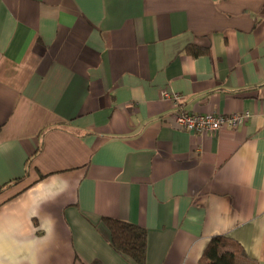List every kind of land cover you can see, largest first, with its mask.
<instances>
[{"label": "crops", "instance_id": "obj_1", "mask_svg": "<svg viewBox=\"0 0 264 264\" xmlns=\"http://www.w3.org/2000/svg\"><path fill=\"white\" fill-rule=\"evenodd\" d=\"M164 93L250 117L190 133ZM104 218L146 264H264V0H0V264H134Z\"/></svg>", "mask_w": 264, "mask_h": 264}, {"label": "trees", "instance_id": "obj_2", "mask_svg": "<svg viewBox=\"0 0 264 264\" xmlns=\"http://www.w3.org/2000/svg\"><path fill=\"white\" fill-rule=\"evenodd\" d=\"M188 51L194 56L207 52L195 47L189 48ZM103 222L110 232V244L114 251L129 258L134 264H146V229L118 219L104 218ZM200 264H258V261L252 259L234 239L215 236L211 238L200 259Z\"/></svg>", "mask_w": 264, "mask_h": 264}, {"label": "built area", "instance_id": "obj_3", "mask_svg": "<svg viewBox=\"0 0 264 264\" xmlns=\"http://www.w3.org/2000/svg\"><path fill=\"white\" fill-rule=\"evenodd\" d=\"M163 98L173 101L177 107V110L167 120L175 125L176 128L190 133L204 135L207 133L215 134L227 128L235 129L243 126L250 117L248 113L231 116L187 113L180 104V98L177 95L164 93Z\"/></svg>", "mask_w": 264, "mask_h": 264}]
</instances>
